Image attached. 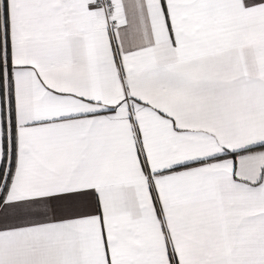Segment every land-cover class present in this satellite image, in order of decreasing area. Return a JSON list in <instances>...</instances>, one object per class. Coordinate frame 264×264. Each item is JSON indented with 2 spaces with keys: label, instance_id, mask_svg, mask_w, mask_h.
<instances>
[{
  "label": "snow or ice",
  "instance_id": "obj_1",
  "mask_svg": "<svg viewBox=\"0 0 264 264\" xmlns=\"http://www.w3.org/2000/svg\"><path fill=\"white\" fill-rule=\"evenodd\" d=\"M0 264H264V0H0Z\"/></svg>",
  "mask_w": 264,
  "mask_h": 264
}]
</instances>
